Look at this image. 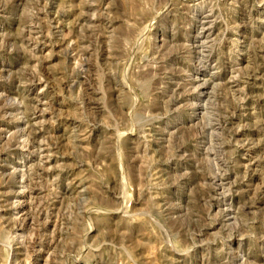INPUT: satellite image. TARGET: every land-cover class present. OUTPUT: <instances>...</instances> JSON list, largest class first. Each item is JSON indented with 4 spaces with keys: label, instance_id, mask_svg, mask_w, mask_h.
Masks as SVG:
<instances>
[{
    "label": "rangeland",
    "instance_id": "obj_1",
    "mask_svg": "<svg viewBox=\"0 0 264 264\" xmlns=\"http://www.w3.org/2000/svg\"><path fill=\"white\" fill-rule=\"evenodd\" d=\"M0 264H264V0H0Z\"/></svg>",
    "mask_w": 264,
    "mask_h": 264
},
{
    "label": "bare ground",
    "instance_id": "obj_2",
    "mask_svg": "<svg viewBox=\"0 0 264 264\" xmlns=\"http://www.w3.org/2000/svg\"><path fill=\"white\" fill-rule=\"evenodd\" d=\"M200 45H201V44H200ZM210 81H211V80H210ZM31 125L33 126L32 123H31ZM39 169H41V168H39ZM36 174L38 175V173H36ZM29 178H32V177H29ZM31 212H32V211H31ZM33 212H34V211H33ZM36 212H37V211H36ZM27 216H28V215H27ZM26 238H27V237H26ZM26 243H27V242H26ZM33 243H34V242H32V241H29V242H28L29 246H30V245H33ZM53 244H54V243H53Z\"/></svg>",
    "mask_w": 264,
    "mask_h": 264
}]
</instances>
